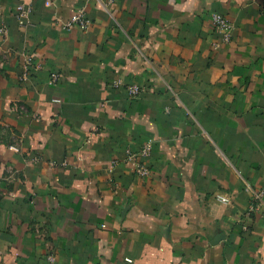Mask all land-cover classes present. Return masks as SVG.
<instances>
[{
	"label": "crops",
	"instance_id": "0c3cea01",
	"mask_svg": "<svg viewBox=\"0 0 264 264\" xmlns=\"http://www.w3.org/2000/svg\"><path fill=\"white\" fill-rule=\"evenodd\" d=\"M103 2L0 0V264H264V0Z\"/></svg>",
	"mask_w": 264,
	"mask_h": 264
},
{
	"label": "built area",
	"instance_id": "2783aa9c",
	"mask_svg": "<svg viewBox=\"0 0 264 264\" xmlns=\"http://www.w3.org/2000/svg\"><path fill=\"white\" fill-rule=\"evenodd\" d=\"M116 0H104V6H112ZM50 2V1H49ZM48 2V3H49ZM51 3V2H50ZM49 3V4H50ZM33 5L32 3L22 2L16 7V14L20 18H25L26 23L29 22L32 14H33ZM212 23L214 25V29L216 33L219 35V40L214 43V47L218 48L223 44H228L231 42L233 38V31L235 29V25L233 21L219 13L213 12L212 15ZM92 21L89 17L88 11L85 6L78 7L76 11L62 23L64 29H73L80 28L82 30H87L90 28ZM8 27L7 24L3 21L0 25V34H7ZM43 64L40 61L35 60L33 56H28L25 59V63L23 66V73L20 76L21 81H27L35 71L42 69ZM59 80L58 73H52L50 76L51 83H57ZM128 93L130 98L137 99L142 96L144 93V88L139 84H130L127 86ZM54 101H60L59 99H55ZM154 148V140L149 138L142 147L139 149H129L127 151V155L124 159L126 163L133 164L134 171L136 175L139 177H147L151 174V168L148 164V159L153 154ZM120 163L118 159L113 160L109 166V172H113L115 167ZM251 200L249 203V207L246 215L251 216L258 210L264 207V186L259 189L253 190ZM220 200L224 202H228L229 199L224 196L218 197ZM130 261V259H128ZM48 264H58V259L54 254H50L48 256Z\"/></svg>",
	"mask_w": 264,
	"mask_h": 264
}]
</instances>
